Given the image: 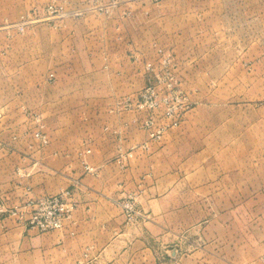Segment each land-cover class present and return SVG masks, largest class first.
Segmentation results:
<instances>
[{
	"label": "rangeland",
	"instance_id": "obj_1",
	"mask_svg": "<svg viewBox=\"0 0 264 264\" xmlns=\"http://www.w3.org/2000/svg\"><path fill=\"white\" fill-rule=\"evenodd\" d=\"M78 59L85 65L74 68ZM148 86L158 120L163 105L188 103L158 141L137 122L152 114L139 100ZM97 104L118 119V167L143 157L139 186L115 201L135 193L141 216L127 220L118 204L125 223L156 214L144 204L169 208L157 213L162 228L112 247L123 255L110 264H264V0H0V184L16 190L0 205L72 193L79 179L64 187L62 175L89 174L81 160L91 164ZM120 126L145 139L125 146ZM143 141L147 149H131ZM10 227L30 229L0 213V237L17 233Z\"/></svg>",
	"mask_w": 264,
	"mask_h": 264
},
{
	"label": "crops",
	"instance_id": "obj_2",
	"mask_svg": "<svg viewBox=\"0 0 264 264\" xmlns=\"http://www.w3.org/2000/svg\"><path fill=\"white\" fill-rule=\"evenodd\" d=\"M135 48L137 47L134 45ZM98 51L100 54L99 49L94 54H98ZM84 62L80 60L78 63H73V67L83 66ZM134 62L138 64L140 60H134ZM68 66L72 67V63ZM132 72L135 74L136 70ZM137 75L141 77L140 69ZM119 95L121 96L122 93L109 92L111 100ZM97 96H101L99 91ZM96 99L99 100V97ZM98 105L91 110L94 124L91 128L93 135L89 145L91 152L87 156L88 161L98 169V176L83 174L80 166L74 173L67 169V172L62 175L65 179L64 187L70 186L73 178L79 179L76 186L72 188L71 200L75 202V209L70 220L66 221L61 229L43 233L10 227L11 229L6 233H17L11 237H0V264H110L109 261L123 255L117 251H110L112 247H116L121 242L129 243L132 239H136L138 230H140L139 236L144 238L150 235L146 228L163 227L162 215L157 213L167 211L169 208H164L157 203L144 204L147 212L156 214H150V217L136 226L137 229L125 223L121 209L115 201L120 199L129 187L139 186L137 183L140 177H144L141 170L143 157L136 156L129 161L125 169L118 167L112 159L116 146L112 129L118 127V119L103 113L102 108L97 107ZM119 129L123 130L125 140L121 143L125 146L128 145V139L129 143L145 139L144 132L135 130L131 126L126 128L120 126ZM3 170L4 167L0 162V181L3 180ZM6 170L9 173L10 169ZM13 189L12 183H7L5 186L0 184L1 195L12 197L16 194V190ZM157 234L158 232L153 236ZM145 242L147 243V240ZM141 258L144 259V257ZM151 258L154 259L155 256L152 254Z\"/></svg>",
	"mask_w": 264,
	"mask_h": 264
},
{
	"label": "built area",
	"instance_id": "obj_3",
	"mask_svg": "<svg viewBox=\"0 0 264 264\" xmlns=\"http://www.w3.org/2000/svg\"><path fill=\"white\" fill-rule=\"evenodd\" d=\"M147 67H149V64ZM52 78L53 74L49 73L47 80L50 81ZM149 88L150 87L148 86L139 93V100L143 101L144 104L147 101L149 102L148 106L151 109L152 114L138 120L137 122L138 127L147 132L149 140L158 141L166 130L179 125L183 111L188 107V103H183L179 108L165 107L163 105L162 112L159 113L160 119L158 120L156 108L160 106V103L156 101L153 90L149 91ZM33 135L42 144L47 142L46 136L42 132L35 131ZM133 148L145 150L148 148V142L143 141L136 143L131 147V149ZM89 152V148L84 150V153ZM132 156V151L120 152L116 157V161L120 163L122 167L125 161ZM81 166L84 173L98 176V169L87 161L82 159ZM118 204L127 220H134L141 216L138 209H136L135 193H127L126 196H124L123 201L118 202ZM74 206L75 204L71 200V189L65 188L55 194H46L29 198L24 203L12 208H4L0 205V213L12 216L17 222L23 224L25 227L34 229L38 232H46L61 229L64 226V223L70 220L74 211Z\"/></svg>",
	"mask_w": 264,
	"mask_h": 264
}]
</instances>
